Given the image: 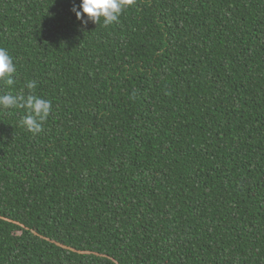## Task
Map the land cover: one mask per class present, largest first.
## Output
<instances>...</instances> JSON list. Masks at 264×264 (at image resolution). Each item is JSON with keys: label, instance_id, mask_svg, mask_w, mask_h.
Here are the masks:
<instances>
[{"label": "trees", "instance_id": "obj_1", "mask_svg": "<svg viewBox=\"0 0 264 264\" xmlns=\"http://www.w3.org/2000/svg\"><path fill=\"white\" fill-rule=\"evenodd\" d=\"M82 3L0 0V264H264V0Z\"/></svg>", "mask_w": 264, "mask_h": 264}, {"label": "clouds", "instance_id": "obj_2", "mask_svg": "<svg viewBox=\"0 0 264 264\" xmlns=\"http://www.w3.org/2000/svg\"><path fill=\"white\" fill-rule=\"evenodd\" d=\"M134 3L135 0H83V10L80 11L74 7L73 12L83 22L85 28L88 21L100 26L102 18L103 26L108 27L119 22L125 8ZM85 16H87V20H85ZM15 72L16 67L11 56L5 48L0 47V81H3L7 86H13L16 82L12 78ZM26 87L29 90L27 95L23 90L16 95L11 93L0 95V106L4 109H26L27 115L21 119L20 126L26 127L28 131L37 135L44 131V124L52 111V103L50 100L35 95V80L28 82Z\"/></svg>", "mask_w": 264, "mask_h": 264}]
</instances>
